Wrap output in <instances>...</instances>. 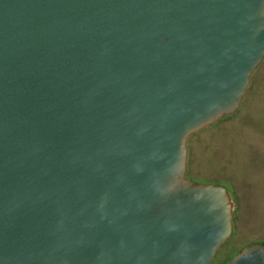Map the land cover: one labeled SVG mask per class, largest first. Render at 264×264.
Wrapping results in <instances>:
<instances>
[{
    "label": "water",
    "instance_id": "1",
    "mask_svg": "<svg viewBox=\"0 0 264 264\" xmlns=\"http://www.w3.org/2000/svg\"><path fill=\"white\" fill-rule=\"evenodd\" d=\"M263 62L264 0H0V264H215L233 202L188 143Z\"/></svg>",
    "mask_w": 264,
    "mask_h": 264
},
{
    "label": "rangeland",
    "instance_id": "2",
    "mask_svg": "<svg viewBox=\"0 0 264 264\" xmlns=\"http://www.w3.org/2000/svg\"><path fill=\"white\" fill-rule=\"evenodd\" d=\"M187 178L228 189L234 232L215 264H228L244 248L264 244V62L253 73L240 110L193 135Z\"/></svg>",
    "mask_w": 264,
    "mask_h": 264
}]
</instances>
